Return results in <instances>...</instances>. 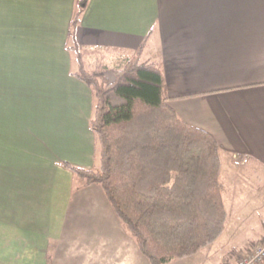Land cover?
<instances>
[{"label":"crops","instance_id":"crops-1","mask_svg":"<svg viewBox=\"0 0 264 264\" xmlns=\"http://www.w3.org/2000/svg\"><path fill=\"white\" fill-rule=\"evenodd\" d=\"M80 1L0 0V264H150L103 187L63 165H99L73 43L158 61L168 105L216 139L224 181L264 184V0H87L73 40Z\"/></svg>","mask_w":264,"mask_h":264},{"label":"trees","instance_id":"trees-1","mask_svg":"<svg viewBox=\"0 0 264 264\" xmlns=\"http://www.w3.org/2000/svg\"><path fill=\"white\" fill-rule=\"evenodd\" d=\"M86 3L81 0L74 15L73 40ZM68 49L76 61L72 74L94 91L90 125L99 165H63L80 186L103 187L150 264L192 257L212 245L227 229L232 189L221 173L216 139L168 105L162 65L142 61L141 50L111 58L99 47L73 43Z\"/></svg>","mask_w":264,"mask_h":264},{"label":"rangeland","instance_id":"rangeland-1","mask_svg":"<svg viewBox=\"0 0 264 264\" xmlns=\"http://www.w3.org/2000/svg\"><path fill=\"white\" fill-rule=\"evenodd\" d=\"M107 77L110 81L115 79L112 72L107 73ZM233 164L236 168L243 166L236 159ZM226 177V182L233 189L226 201L229 213L226 231L215 241L212 251L208 254H206L207 250H204L196 257L172 261L168 264H201L202 261H205L204 264H236L242 255L264 240V209H261L264 208V200H255L253 191L255 186L262 188L263 182L252 178L253 185L244 189L241 185L232 184L230 176ZM231 177H235V174Z\"/></svg>","mask_w":264,"mask_h":264},{"label":"built area","instance_id":"built-area-1","mask_svg":"<svg viewBox=\"0 0 264 264\" xmlns=\"http://www.w3.org/2000/svg\"><path fill=\"white\" fill-rule=\"evenodd\" d=\"M236 161L242 164L247 163V158H242L241 161ZM264 261V240L259 242L251 251L242 255L236 264H261Z\"/></svg>","mask_w":264,"mask_h":264}]
</instances>
